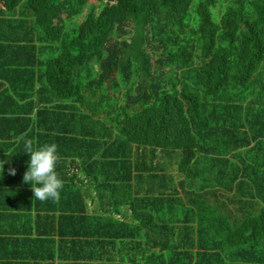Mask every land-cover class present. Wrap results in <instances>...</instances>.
<instances>
[{"label":"trees","instance_id":"obj_1","mask_svg":"<svg viewBox=\"0 0 264 264\" xmlns=\"http://www.w3.org/2000/svg\"><path fill=\"white\" fill-rule=\"evenodd\" d=\"M191 1L0 0V139L64 136L106 184L85 216L13 196L0 264H264V0Z\"/></svg>","mask_w":264,"mask_h":264},{"label":"crops","instance_id":"obj_2","mask_svg":"<svg viewBox=\"0 0 264 264\" xmlns=\"http://www.w3.org/2000/svg\"><path fill=\"white\" fill-rule=\"evenodd\" d=\"M71 110L72 108L70 107L66 108L65 113L67 116ZM21 134H8L0 139V157L5 163V169L0 171V216L4 221L0 233L7 227L20 231L22 228L28 230L29 226L33 225V222L28 219L26 214L19 220V201H14L13 197L15 196L17 200L22 201V196L28 198L33 196L31 184L23 182V175L28 168L30 156L22 158L25 155V147L23 139H18L22 136ZM57 146L60 159L57 162L56 169L60 178L63 181H67L64 184L66 190L62 189L66 193L65 197L70 198L71 196L72 201H76V207H79L80 201H83L86 208L79 212L84 216L85 213L102 208L106 184L101 183L100 177L102 176L100 174L104 173V168L95 164L96 158L94 159L92 156L91 150L86 148L74 151L70 141L64 136L62 138L58 137ZM90 156L93 158L90 159ZM9 168H15L16 174L8 175ZM87 174L96 176V179L91 182L88 181ZM3 180H6V182L2 183ZM90 188H93L94 191L91 196H86L84 193ZM21 190H25L26 192L21 194ZM80 193L84 194L85 198H80ZM72 206L73 204H68L65 207H59L60 214H63L60 217L61 223L65 229H68L72 213H75ZM45 208L52 215L54 213L57 215L53 206L47 205ZM7 234L5 232L3 234L5 239H10L11 237H8Z\"/></svg>","mask_w":264,"mask_h":264},{"label":"clouds","instance_id":"obj_3","mask_svg":"<svg viewBox=\"0 0 264 264\" xmlns=\"http://www.w3.org/2000/svg\"><path fill=\"white\" fill-rule=\"evenodd\" d=\"M218 59L215 67L219 66ZM18 139L24 140L25 152L30 154L28 168L23 175V182L31 184V190L35 199L40 201H59L64 181L60 178L56 165L60 157L58 146L55 143H45L42 146H33L31 139L21 136ZM4 161H0V168L3 171ZM9 174L15 175L16 169L9 168Z\"/></svg>","mask_w":264,"mask_h":264},{"label":"rangeland","instance_id":"obj_4","mask_svg":"<svg viewBox=\"0 0 264 264\" xmlns=\"http://www.w3.org/2000/svg\"><path fill=\"white\" fill-rule=\"evenodd\" d=\"M91 3H93V2H91ZM222 6L225 4V2H222V1H220L219 2ZM218 3V4H219ZM96 4H98V3H96ZM189 5H190V14H188V16L190 17V18H192V19H196L197 18V21H198V23H197V25L198 26H200L201 25V21H200V18H199V15L197 14V12L195 11L196 9H197V7L198 6H201V5H198V0H192L191 2H189ZM250 8H251V5L248 7V8H245L247 11H249L250 10ZM244 12H246V11H244ZM202 26V25H201ZM202 63H203V61L202 60H199L198 58H197V56H196V60H195V65L196 66H201L202 65ZM255 76H257V75H255ZM254 76V77H255ZM108 80V79H107ZM148 102H149V105H153L154 104V101L151 99V100H148ZM23 110V109H22ZM21 110V111H22ZM20 116H22V113H21V115ZM27 118H29V119H34V118H36V115H35V112L33 111L30 115H28L27 116ZM58 118L60 119V120H62V121H68L69 119H68V117H67V115L64 113V112H59V114H58ZM30 121V120H29Z\"/></svg>","mask_w":264,"mask_h":264}]
</instances>
